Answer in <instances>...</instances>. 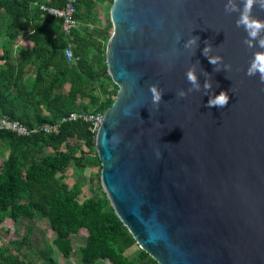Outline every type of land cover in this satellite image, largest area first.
Returning <instances> with one entry per match:
<instances>
[{
  "label": "water",
  "instance_id": "obj_1",
  "mask_svg": "<svg viewBox=\"0 0 264 264\" xmlns=\"http://www.w3.org/2000/svg\"><path fill=\"white\" fill-rule=\"evenodd\" d=\"M232 4L110 7L105 63L118 90L92 145L110 206L157 264H264V80L248 75L264 48L245 42ZM251 15L264 21V8ZM221 92L227 105L208 107Z\"/></svg>",
  "mask_w": 264,
  "mask_h": 264
},
{
  "label": "trees",
  "instance_id": "obj_2",
  "mask_svg": "<svg viewBox=\"0 0 264 264\" xmlns=\"http://www.w3.org/2000/svg\"><path fill=\"white\" fill-rule=\"evenodd\" d=\"M34 1L0 0V8L6 16L5 23L0 18V37L7 38L0 44V116L30 128L52 124L79 111L78 101L93 98L92 90L96 88L99 95L93 102L97 111L104 112L113 103L112 97L118 90L106 73L104 42L111 26L109 17V26L95 35L91 33L92 37L79 35L82 30L73 32V53L78 61L69 64L63 53L66 42L60 31V21L41 14L32 5ZM38 1L60 7L65 0ZM82 6L89 12L92 0H76L75 17L78 20ZM26 33L32 47L20 48L17 58L11 61L10 50L15 40ZM90 50L95 52L89 55ZM33 69L36 73L30 79L27 75ZM102 78L112 89L108 91L109 86L101 81ZM94 84H98L95 89ZM94 136L89 124L83 121L60 124L54 134L40 132L29 137L0 130V141L7 146L6 158L0 165V219L9 218L24 196L28 208L47 219L56 234V245L64 255L71 249L69 235L87 226L91 240L105 249L102 258L107 257L112 264H133L126 253L136 241L115 215L105 193L101 197L91 196L79 201L80 185L68 186L62 182L61 174L70 165L81 173L100 164L92 145ZM45 149L50 152L45 153ZM38 172L43 173L41 180L35 177ZM92 220L96 221L97 229L90 225ZM28 241L24 235L12 248L0 247V264H33L22 258V248ZM37 254L41 264L53 260L49 245L38 249ZM139 256L146 259L140 264H157L142 249Z\"/></svg>",
  "mask_w": 264,
  "mask_h": 264
},
{
  "label": "rangeland",
  "instance_id": "obj_3",
  "mask_svg": "<svg viewBox=\"0 0 264 264\" xmlns=\"http://www.w3.org/2000/svg\"><path fill=\"white\" fill-rule=\"evenodd\" d=\"M110 7V2H101L98 0H92V6H90L89 12L86 7L82 6L80 8V20L83 24V29H81L82 34L88 36L93 33V35H95L99 30L105 29V27L109 26L108 17ZM0 13V18L2 22L5 23L6 16L1 8ZM112 32L113 29L112 26H110L107 39L104 42L105 51ZM6 39L7 38L4 36L0 37V44L2 45V41H6ZM19 39H23L22 36L18 38V41H20ZM94 52V50H90L89 55ZM10 57L12 56L10 55ZM101 81L108 85V81L105 78H102ZM97 85L98 84H94L93 88L95 89ZM109 89H112V87L109 86L108 91ZM91 95L93 96L91 99L85 98L78 101L77 109L79 111L97 112L93 99L99 95V90L97 88L92 90ZM112 98L114 101L115 97ZM44 151L45 153L50 152L49 149H45ZM6 155L7 146L0 141V165L6 158ZM100 171V164L81 173L76 172L72 165H70L61 174L62 182L68 186L75 183L80 185L81 195L78 197L79 201L91 196L101 197L104 192L100 182ZM57 175H60V173ZM35 177L36 179L41 180L43 173L38 172L35 174ZM28 206L27 199L22 196L18 209L9 218L0 219V247L12 248L15 242L20 241L24 235H27L29 241L28 245L26 244L22 248V258L27 261L31 260L33 264H41L37 250L43 248L45 245H49L53 252V260L48 262V264H112L107 257H101L105 252V249L101 248L91 240L87 233V226H83L77 232L69 235L67 239L70 243L71 249L68 255H64L56 245V234L49 227L47 219L40 214L31 211ZM89 223L93 228L97 229L98 225L95 220H92ZM139 251L140 249L135 244L126 253L128 259L132 261L133 264H140L146 261V259L139 256Z\"/></svg>",
  "mask_w": 264,
  "mask_h": 264
},
{
  "label": "built area",
  "instance_id": "obj_4",
  "mask_svg": "<svg viewBox=\"0 0 264 264\" xmlns=\"http://www.w3.org/2000/svg\"><path fill=\"white\" fill-rule=\"evenodd\" d=\"M33 6L37 7L39 12L43 15H49L60 21V31L66 46L63 50L64 57L67 63L72 64L78 61V57L74 55V43L72 41L73 32L81 31L83 24L81 20L75 17L76 14V0H65L62 6L49 5L45 2L34 1ZM103 120V112H84L76 111L67 116H64L52 124H46L40 127H27L22 123L11 120L5 116H0V130L9 131L19 137H29L36 133L54 134L58 130L60 124L66 122L83 121L89 124L91 132L96 133Z\"/></svg>",
  "mask_w": 264,
  "mask_h": 264
},
{
  "label": "clouds",
  "instance_id": "obj_5",
  "mask_svg": "<svg viewBox=\"0 0 264 264\" xmlns=\"http://www.w3.org/2000/svg\"><path fill=\"white\" fill-rule=\"evenodd\" d=\"M243 7L239 9V17L237 19V26L242 27L247 33L248 39L245 41L251 46L252 41H256L260 48H264V38H261V33L264 32V21L259 20L251 15L252 8L259 3V6L264 8V3H260L259 0H240ZM230 7L226 6V11H237L235 5L232 4V0H229ZM193 40L191 43H194ZM210 63H215L213 59L209 60ZM260 73L261 79L264 80V52H257L252 61L251 67L248 70V75L252 76L256 73ZM188 79L191 82H195V76L192 71H189ZM150 91L153 94V102L158 103L161 94L157 91L156 87H151ZM228 96L226 92H221L215 97V100L209 99L208 107H225L228 103Z\"/></svg>",
  "mask_w": 264,
  "mask_h": 264
},
{
  "label": "crops",
  "instance_id": "obj_6",
  "mask_svg": "<svg viewBox=\"0 0 264 264\" xmlns=\"http://www.w3.org/2000/svg\"><path fill=\"white\" fill-rule=\"evenodd\" d=\"M27 33L25 34V36H22V38L23 39H19L20 41H18V38L15 40V44H14V46L11 48V50H10V53H11V56L12 57H10V60L12 61H14L16 58H17V55H18V50L20 49V48H24V49H29L30 47H32V44H31V42H29V40L26 38L27 37ZM79 35H81V36H84L85 37V35L84 34H79ZM89 36H91V35H89ZM92 37V36H91ZM20 46V47H19ZM75 46V45H74ZM25 67H29V65L27 66V65H25ZM35 73H36V71H35V69H33V70H31L30 72H29V74L27 75V77L28 78H30V79H32L33 77H34V75H35ZM66 88H68L67 86L65 87V89Z\"/></svg>",
  "mask_w": 264,
  "mask_h": 264
}]
</instances>
